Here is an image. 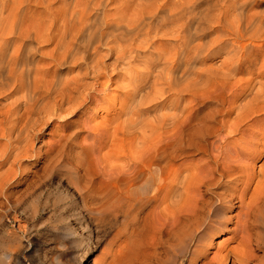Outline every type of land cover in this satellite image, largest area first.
<instances>
[{
	"label": "bare ground",
	"instance_id": "1",
	"mask_svg": "<svg viewBox=\"0 0 264 264\" xmlns=\"http://www.w3.org/2000/svg\"><path fill=\"white\" fill-rule=\"evenodd\" d=\"M28 2L0 0L2 215L19 201L18 184L6 188L24 164L40 165L32 192L61 168L84 253L115 226L100 264H264V161L253 168L264 154V69L237 87L241 56L229 61L228 90L207 95L204 115L182 98L196 95L199 57L242 54L240 40L264 35V0H34L39 13ZM168 95L181 98L158 108ZM102 111L109 118L92 123ZM50 127L58 134L36 146ZM189 152L202 158L178 163Z\"/></svg>",
	"mask_w": 264,
	"mask_h": 264
},
{
	"label": "rangeland",
	"instance_id": "2",
	"mask_svg": "<svg viewBox=\"0 0 264 264\" xmlns=\"http://www.w3.org/2000/svg\"><path fill=\"white\" fill-rule=\"evenodd\" d=\"M58 6L59 4L55 2L51 4V8H56ZM105 7L107 13L110 14L115 7V3H113V1L109 2ZM22 8L29 11V13H39L43 11V7L36 5L34 0H30V2L25 4ZM223 35L225 40L221 46L227 44L225 33ZM212 36L214 37L215 33L206 35L199 43L207 42L209 37L211 39ZM240 43L247 48L242 54L238 51L236 55L233 56L230 53L232 47H226L225 50H221L218 53L203 54L199 57V60L193 63V77H196L198 84L195 87V92L198 96L196 97L195 95L192 98L184 96L182 98L184 100H193V106L199 109L197 112L199 116L204 115L213 106L207 95H210L213 90L217 89L228 90L223 77L228 68L229 61L234 60L237 56H241L240 60L242 64L239 65L240 69L238 72L234 73L231 80V85L235 84L237 87L239 85L241 86L244 81L248 79H254L259 71L264 69V65H262L264 64V46H260L261 43L264 44L263 33L260 34L258 38H253L252 40H249L248 36H245L240 40ZM252 43L256 44H253V46L251 45ZM209 65H211V67ZM229 66H232V64ZM194 67L198 69L194 71ZM201 67L202 70H200ZM248 71L251 72L248 73ZM209 81L212 86L209 85ZM203 84H205L206 87ZM203 87L205 88L203 89ZM201 89L204 91H201ZM114 90V85L108 87V91L111 92L112 95L117 94ZM199 94L206 96L207 99H205V97L201 98ZM176 98L181 97H177L176 95L166 96L162 101L163 105H159L158 108L170 104ZM199 99H203L204 101L201 100L200 103ZM154 113L156 112L151 108L147 111L146 116L151 117ZM79 116L80 115L73 116L70 121L78 120ZM108 118L107 114L102 111L95 117L92 123H101ZM57 134L56 129L51 127L48 128L38 140L36 146L42 145L41 143H47L51 140L50 136H55ZM150 139H147V146L149 145L148 142ZM41 140L42 142H40ZM119 149L121 151V148L118 147L117 150L119 151ZM105 151L106 149L103 152ZM131 151L130 143L127 141L125 153ZM185 155L186 156L183 155V157L179 159L178 163L184 161L185 163L196 162L198 159L202 158L201 154L194 152H189ZM263 161L264 154L254 161V171L262 167ZM24 166L27 168L23 172H20L15 182L11 181L6 188L8 192L11 190L15 191L16 185L18 184L19 190L16 195L19 197V201L15 202L13 205H8L9 209L7 208V214L5 216L2 215L0 210V264H100L106 249L107 241L113 233L115 226H106V229H104L105 231L103 230L104 232L101 231L97 233L98 242L96 247L85 254L83 248L86 239L84 235H80V230L76 228L74 221L77 216V211L73 210V205L76 202V195L73 192L74 185L69 173H63L62 169L58 168L55 175L52 176L46 184L32 192L31 190H27V184L31 181V177L40 165H30L26 163ZM259 209H261L258 212L259 215L264 216V201L263 206L260 205ZM117 224L118 222L116 225ZM225 238L226 235L224 234L219 236L216 239V243L221 244ZM17 249H19V252L16 254ZM263 252L264 249L256 251L255 256L262 257ZM262 259L264 260V258Z\"/></svg>",
	"mask_w": 264,
	"mask_h": 264
}]
</instances>
